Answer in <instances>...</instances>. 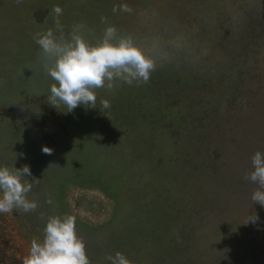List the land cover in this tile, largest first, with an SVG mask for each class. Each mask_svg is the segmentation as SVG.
I'll list each match as a JSON object with an SVG mask.
<instances>
[{
  "label": "rangeland",
  "instance_id": "obj_1",
  "mask_svg": "<svg viewBox=\"0 0 264 264\" xmlns=\"http://www.w3.org/2000/svg\"><path fill=\"white\" fill-rule=\"evenodd\" d=\"M121 4L132 12L113 13ZM54 5L65 35L83 24L95 42L106 17L153 52L149 82L96 89L95 108L52 107L34 36L60 34ZM257 151L264 0H0V166L40 179L35 211L0 213V264H22L47 216L64 214L90 264L117 251L132 264H264V207L245 178Z\"/></svg>",
  "mask_w": 264,
  "mask_h": 264
},
{
  "label": "clouds",
  "instance_id": "obj_2",
  "mask_svg": "<svg viewBox=\"0 0 264 264\" xmlns=\"http://www.w3.org/2000/svg\"><path fill=\"white\" fill-rule=\"evenodd\" d=\"M22 3V0H16ZM131 13L132 8L121 4L117 11ZM55 14L54 24L57 36L52 28L38 32L34 36L36 44L42 50L41 63L54 83L50 86L49 104L58 108L61 104L67 112H72L78 106L96 107V89L107 87L112 90L116 81L132 85L148 83L150 75L157 67V58L148 48L137 42L130 35H121L114 25L108 24L106 17L101 22L107 26L102 35L90 42L84 36V25H73L65 35L59 17L63 10L59 5L52 9ZM103 108L108 109V100H102ZM45 154H52V149L42 148ZM253 170L246 179L257 185L251 195V202L264 207V154L255 152L251 158ZM32 176L28 165L21 168L0 166V213L20 214L33 212L38 203L28 199L33 183L40 179L33 178L31 182L23 179ZM46 203L51 204L49 197ZM45 219L44 214L40 216ZM259 219L250 214L247 222L256 223ZM246 222V223H247ZM110 264H132L126 256L117 251L115 255L105 257ZM22 264H90L86 255L85 243L76 234V217L71 214L49 215L43 229V238L32 239L28 254Z\"/></svg>",
  "mask_w": 264,
  "mask_h": 264
}]
</instances>
